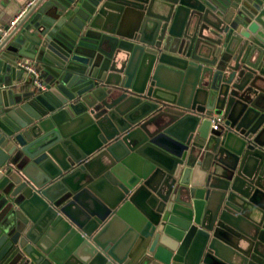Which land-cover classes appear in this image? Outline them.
I'll return each instance as SVG.
<instances>
[{"label":"water","instance_id":"water-1","mask_svg":"<svg viewBox=\"0 0 264 264\" xmlns=\"http://www.w3.org/2000/svg\"><path fill=\"white\" fill-rule=\"evenodd\" d=\"M0 264H264V0H0Z\"/></svg>","mask_w":264,"mask_h":264},{"label":"built area","instance_id":"built-area-1","mask_svg":"<svg viewBox=\"0 0 264 264\" xmlns=\"http://www.w3.org/2000/svg\"><path fill=\"white\" fill-rule=\"evenodd\" d=\"M29 4H30V2H28L24 7L20 8V9L18 10V12H17V13L11 18V20L9 21V26L14 25V23H15V22L19 19V17L23 14L25 8H26ZM26 68H27V70H29V71H33V72H34V70H33V68H32L31 66H26ZM212 128H216V125L213 124V125H212Z\"/></svg>","mask_w":264,"mask_h":264}]
</instances>
